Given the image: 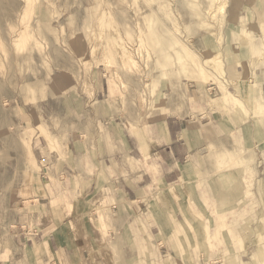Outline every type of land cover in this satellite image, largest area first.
<instances>
[{"label": "crops", "instance_id": "0c3cea01", "mask_svg": "<svg viewBox=\"0 0 264 264\" xmlns=\"http://www.w3.org/2000/svg\"><path fill=\"white\" fill-rule=\"evenodd\" d=\"M229 2L223 38L198 27L188 44L194 68L222 56L223 75L149 82L158 102L142 116L101 77L92 96L50 99L55 114L27 133L32 170L7 203L0 264H170L192 186L235 176L246 196L263 186L264 0ZM258 246L224 263L252 264Z\"/></svg>", "mask_w": 264, "mask_h": 264}, {"label": "rangeland", "instance_id": "374dc122", "mask_svg": "<svg viewBox=\"0 0 264 264\" xmlns=\"http://www.w3.org/2000/svg\"><path fill=\"white\" fill-rule=\"evenodd\" d=\"M231 8L229 0H0V226L32 170L28 134L58 108L50 99L92 96L101 77L144 115L158 102L149 82L190 80L193 69L204 82L208 68L222 74V56L203 55L194 68L188 44L198 27L223 38ZM226 182L205 177L191 187L170 264L233 263L250 244L259 245L252 264L264 260V184L246 196L239 177Z\"/></svg>", "mask_w": 264, "mask_h": 264}, {"label": "bare ground", "instance_id": "6f19581e", "mask_svg": "<svg viewBox=\"0 0 264 264\" xmlns=\"http://www.w3.org/2000/svg\"><path fill=\"white\" fill-rule=\"evenodd\" d=\"M262 251H263V250H262ZM253 262H254L255 264H264V260L261 261V260H259V259H256V257L253 259Z\"/></svg>", "mask_w": 264, "mask_h": 264}, {"label": "built area", "instance_id": "2783aa9c", "mask_svg": "<svg viewBox=\"0 0 264 264\" xmlns=\"http://www.w3.org/2000/svg\"><path fill=\"white\" fill-rule=\"evenodd\" d=\"M207 91H209V92H214V88L213 87H209L208 89H207Z\"/></svg>", "mask_w": 264, "mask_h": 264}]
</instances>
